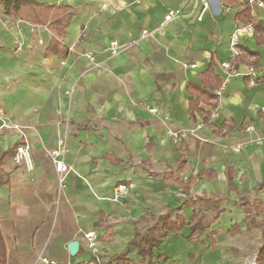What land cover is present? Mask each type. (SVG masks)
I'll return each instance as SVG.
<instances>
[{"label":"crops","instance_id":"1","mask_svg":"<svg viewBox=\"0 0 264 264\" xmlns=\"http://www.w3.org/2000/svg\"><path fill=\"white\" fill-rule=\"evenodd\" d=\"M33 1L69 7L72 17L50 27L0 6V114L30 127L21 133L0 122L5 264H96L88 232L101 264H241L239 239L251 225L245 203L264 190V144L256 141L264 136V37L242 36L237 58L229 37L251 20L264 25V8L208 0L198 20L202 0ZM112 41L122 47L116 55ZM256 78L263 81L251 85ZM213 110L215 119L194 130ZM246 124L256 133H245ZM173 130L191 133L175 145ZM60 138L69 172L58 194L47 152ZM24 144L32 170L13 160ZM119 184L126 190L115 199ZM165 216L177 229L149 250ZM71 242L79 243L73 256Z\"/></svg>","mask_w":264,"mask_h":264},{"label":"built area","instance_id":"2","mask_svg":"<svg viewBox=\"0 0 264 264\" xmlns=\"http://www.w3.org/2000/svg\"><path fill=\"white\" fill-rule=\"evenodd\" d=\"M249 6L251 8H264V2L263 0H249ZM208 9V0H202V10L201 13L198 17V20L202 18L203 13ZM174 13L173 12H168L164 16V22H169ZM254 32L252 24H244L236 27L232 34L229 37V46L230 50L234 55H238V45L240 42V39L242 36L246 34L252 35ZM110 53L111 55H116L122 50V47L119 46V44L116 41L110 42ZM87 58L91 59L92 55L90 53L85 55ZM226 66V65H222ZM186 67V66H185ZM187 67H194V65H187ZM255 82L250 81V84L253 85ZM216 96L221 95L220 88L215 91ZM260 111L264 113V105L260 107ZM207 118L211 121L215 119V111L213 110ZM0 122H1V127L2 128H7V129H14L17 130L21 133L25 129H29L30 127H22L19 125H14L9 122V120L4 117L3 115L0 114ZM194 130H200L204 127L203 120H200L199 122L195 123L193 126ZM244 132L247 134H255L256 133V127L253 124H246L244 127ZM188 133H191V131L187 130H173L170 132V137L172 142L175 145H182L186 139ZM256 141L259 144H264V136H257ZM241 148L240 145H237L235 147V150H239ZM67 153V148L65 144V140L60 138L58 139L57 146L55 149L50 150L47 152V156L52 163L56 176H57V183H58V194L62 191L64 187V181L65 177L69 172V166L65 162V156ZM13 160L15 164L17 165H24L28 170H32V159H31V154H30V147L27 144L18 146L15 150V154L13 156ZM126 190L125 185L119 184L115 187L114 189V198H118L124 191ZM86 245L88 249L91 251V253L94 254V262L96 264H101V259L99 257V250L97 248V236L95 235L94 232H88L83 235ZM41 262L44 264H54L53 262H49L45 258H39Z\"/></svg>","mask_w":264,"mask_h":264},{"label":"trees","instance_id":"3","mask_svg":"<svg viewBox=\"0 0 264 264\" xmlns=\"http://www.w3.org/2000/svg\"><path fill=\"white\" fill-rule=\"evenodd\" d=\"M264 2V0H263ZM0 6L3 8L4 13L6 15L24 19L33 24H46L52 27L54 24L64 27L70 18L72 17V13L69 7L66 6H55V5H45L39 4L33 0H0ZM250 10V7L247 5L246 12ZM244 11V12H245ZM246 24H252L254 32L253 35L258 37L263 35L264 37V25L262 23H255L254 21H249ZM264 42V38L262 40ZM239 55L236 56V58ZM263 79L256 78L255 84L262 82ZM221 85L215 87L213 89V99H216L214 92L220 88ZM216 105L214 106V108ZM204 125L209 123V119L204 117L203 119ZM16 150V149H15ZM0 161V166H1ZM198 202L203 204L206 209L216 207V202L211 201L210 199L198 198ZM245 214L254 216L250 221V224H255V218L259 217L262 213H264V203L259 200H253L252 203H245ZM196 219V223L193 226V235H198L203 231L202 218L199 217L198 214L194 215ZM177 227L169 223L168 217H162L158 220V222L153 227V237L147 243V248L150 250L153 247H156L159 244V239L165 237L168 232L176 230ZM144 253L143 250H141ZM118 261V260H117ZM117 263V262H116ZM0 264H5V259L3 252L0 250ZM117 264H120L119 262ZM255 264H264V237L262 238L261 244L257 249Z\"/></svg>","mask_w":264,"mask_h":264},{"label":"rangeland","instance_id":"4","mask_svg":"<svg viewBox=\"0 0 264 264\" xmlns=\"http://www.w3.org/2000/svg\"><path fill=\"white\" fill-rule=\"evenodd\" d=\"M253 199H259L264 203V190L256 192L250 201ZM254 216L247 217V223H249ZM264 237V213L259 217L255 218V224L249 225L247 231L239 239L241 245L244 246V254L242 255L241 264H255L254 257L256 251L261 244L262 238Z\"/></svg>","mask_w":264,"mask_h":264},{"label":"water","instance_id":"5","mask_svg":"<svg viewBox=\"0 0 264 264\" xmlns=\"http://www.w3.org/2000/svg\"><path fill=\"white\" fill-rule=\"evenodd\" d=\"M79 243L78 242H71L67 245V249L71 256L75 255L78 251ZM256 256L254 257L255 260Z\"/></svg>","mask_w":264,"mask_h":264}]
</instances>
